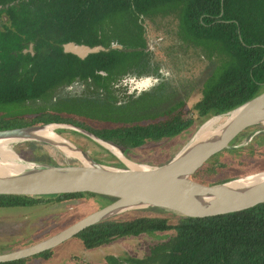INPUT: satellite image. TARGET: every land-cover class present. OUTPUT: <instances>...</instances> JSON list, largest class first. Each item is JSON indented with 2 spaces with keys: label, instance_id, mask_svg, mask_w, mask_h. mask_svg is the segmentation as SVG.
<instances>
[{
  "label": "flooded vegetation",
  "instance_id": "obj_1",
  "mask_svg": "<svg viewBox=\"0 0 264 264\" xmlns=\"http://www.w3.org/2000/svg\"><path fill=\"white\" fill-rule=\"evenodd\" d=\"M57 6L54 0H0V126L10 129L53 123L60 125L58 134L78 146L100 145L88 132L117 147L105 138L111 134L108 128L148 126L178 112L201 123L195 106L209 82L223 70L225 43H210L208 37L199 42L189 38L177 11L141 13L135 29L128 19L124 24L121 13L109 14L104 8L100 23L75 31L70 14L57 17ZM218 21L219 16H214L212 22L202 23L208 29ZM68 43L110 50L80 57L64 50ZM115 50L132 55L114 60L108 68L92 66L88 59ZM206 71L208 75L199 84L200 76L195 80L192 88L199 86L200 94L187 110L193 90L183 96L179 89ZM149 143L154 142L144 145ZM119 258L110 257L107 262L123 264ZM125 262L136 264V260Z\"/></svg>",
  "mask_w": 264,
  "mask_h": 264
},
{
  "label": "trees",
  "instance_id": "obj_2",
  "mask_svg": "<svg viewBox=\"0 0 264 264\" xmlns=\"http://www.w3.org/2000/svg\"><path fill=\"white\" fill-rule=\"evenodd\" d=\"M54 1L58 2L56 8L60 12L57 17L61 19L70 14L74 26L71 28L75 31L87 24V27L92 28L94 24L100 23L104 8L109 14L121 13L124 24L128 19L134 28L138 26L136 20L141 13L154 15L158 12L177 11L180 26L189 38L199 42L208 37L209 42L212 41L210 43H225L222 51L227 59L223 70L209 82L203 98L195 106L198 111L196 118L201 123L264 91V0ZM202 15L204 17L200 20ZM214 16H219L220 21L205 29L203 23L212 22ZM228 20L234 22L228 23ZM131 55L129 52L115 50L90 55L88 59L94 64L92 66L108 68L114 64V60ZM196 121L195 117H187L178 112L166 121L148 126L108 128L111 134L104 136L126 151L148 141L156 142L187 131L194 127ZM6 128L0 126V130ZM251 129L254 131L256 127ZM248 131L236 144L245 136L249 137ZM23 145L34 152L31 157L25 156L28 161L56 164L48 154L37 155L39 146L30 142H24ZM19 151L17 153L22 155ZM225 154L230 157L215 159L200 175L214 176L223 168L242 166L256 156H264V131L255 135L245 146L229 149L222 155ZM156 163L153 164L157 165ZM80 198L84 196L53 200L0 196V208L58 204ZM100 198L106 203L115 200L108 196ZM152 233H165L168 239L150 246L149 254L142 260H136V264H264V204L241 212L206 218L180 215L160 208L130 211L91 225L74 237L80 238L83 246L90 249L115 239ZM51 252L52 249L40 254L47 257ZM29 258L0 264H22Z\"/></svg>",
  "mask_w": 264,
  "mask_h": 264
},
{
  "label": "water",
  "instance_id": "obj_3",
  "mask_svg": "<svg viewBox=\"0 0 264 264\" xmlns=\"http://www.w3.org/2000/svg\"><path fill=\"white\" fill-rule=\"evenodd\" d=\"M63 47L80 57L110 50L76 43ZM115 48L122 49L121 46ZM214 119H218L215 124L205 132L201 131ZM261 124L264 125V91L206 120L175 156L160 165L127 159L118 147L85 132L115 156L124 168L94 159L84 149L58 134V124L0 130V141H11L12 147L21 142H45L74 160L64 165L23 159L39 168L27 167L14 172L4 165L6 169L0 168V196L45 200L78 196L91 198V195L115 198L43 241L0 254V263L21 260L53 249L91 225L130 211L160 208L180 215L206 218L264 204V170L239 176L200 175L225 151L248 144L260 130L242 145H236V141L250 128Z\"/></svg>",
  "mask_w": 264,
  "mask_h": 264
},
{
  "label": "rangeland",
  "instance_id": "obj_4",
  "mask_svg": "<svg viewBox=\"0 0 264 264\" xmlns=\"http://www.w3.org/2000/svg\"><path fill=\"white\" fill-rule=\"evenodd\" d=\"M208 73L206 71L194 77L192 83L187 85L185 89L184 87H180L179 90L183 96H188L193 90L191 94L194 97L187 99V110L192 107L200 94L199 86L196 85L192 88L195 85L196 78L200 76L199 84L201 78L203 80ZM203 123H197L193 128L171 139L149 143L138 149L126 150V158L139 163L153 164L157 162V165L163 164L175 156L189 142ZM260 129H264V125L257 126L254 131L250 129L248 136L250 137ZM249 137L245 136L236 145L244 144ZM23 143H18L13 145V147L9 146L16 153L21 150L19 152L22 155L17 153L20 157L12 150V153L19 160L21 159L20 161L23 159L27 160L25 156H30L34 153L32 149L24 146ZM79 147L98 161L118 168H124V165L115 156L100 145L88 143ZM39 148L40 150L37 149V155L48 154L59 164L66 165L74 162L72 158L49 145L40 146ZM221 155L218 158L228 159L230 157L229 154ZM259 170H264V156H256L254 159L246 161L242 166L231 165L230 167L223 168L218 174L220 176H239ZM105 203V200L99 197H84L63 201L58 204L42 203L25 208H0V254L17 251L43 241L91 213L94 208L102 207ZM146 214L156 213L146 212ZM167 239L168 237L165 233H152L115 239L87 249L83 246L80 238L72 237L53 248L47 257L37 254L31 256L22 264H102L104 262L108 264L109 260L107 259L110 257H120L119 263L130 264L125 261L130 259L132 262H135V260L144 259L149 254L151 245ZM111 263L114 264L113 261Z\"/></svg>",
  "mask_w": 264,
  "mask_h": 264
},
{
  "label": "bare ground",
  "instance_id": "obj_5",
  "mask_svg": "<svg viewBox=\"0 0 264 264\" xmlns=\"http://www.w3.org/2000/svg\"><path fill=\"white\" fill-rule=\"evenodd\" d=\"M218 119H214L210 122H208L204 128L201 130L203 132H205L206 130H208L213 124H215V122ZM9 146H12L11 141H4L1 140L0 141V168H4L6 169V167L4 165H6L9 169H11V171H18V170H23L26 169L27 167L30 168H39L37 165L35 164H30V163H26L24 160V162L20 161L19 158H17L13 153L12 150L10 149Z\"/></svg>",
  "mask_w": 264,
  "mask_h": 264
}]
</instances>
